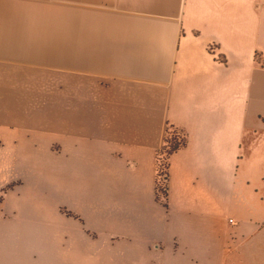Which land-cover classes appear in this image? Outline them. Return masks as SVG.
I'll list each match as a JSON object with an SVG mask.
<instances>
[{"label": "crops", "instance_id": "obj_1", "mask_svg": "<svg viewBox=\"0 0 264 264\" xmlns=\"http://www.w3.org/2000/svg\"><path fill=\"white\" fill-rule=\"evenodd\" d=\"M59 1L0 0V88L67 67L78 141L116 154L133 198L101 220L117 264H264V0ZM173 132L161 203L146 162Z\"/></svg>", "mask_w": 264, "mask_h": 264}, {"label": "rangeland", "instance_id": "obj_2", "mask_svg": "<svg viewBox=\"0 0 264 264\" xmlns=\"http://www.w3.org/2000/svg\"><path fill=\"white\" fill-rule=\"evenodd\" d=\"M63 1L48 7L67 11ZM27 69L28 80L12 90L0 88V264H117L111 252L116 225L101 220L116 219L124 199L133 198L122 187L123 177L107 174L115 168L107 161L116 154L78 141L91 129H84L72 108L85 96L73 90L67 67L45 63ZM77 87L85 93L84 82ZM87 93L94 95L91 83ZM181 142L179 133L169 134L155 159L146 162L156 167L161 203L168 195V158Z\"/></svg>", "mask_w": 264, "mask_h": 264}, {"label": "trees", "instance_id": "obj_3", "mask_svg": "<svg viewBox=\"0 0 264 264\" xmlns=\"http://www.w3.org/2000/svg\"><path fill=\"white\" fill-rule=\"evenodd\" d=\"M177 149V148H176Z\"/></svg>", "mask_w": 264, "mask_h": 264}]
</instances>
